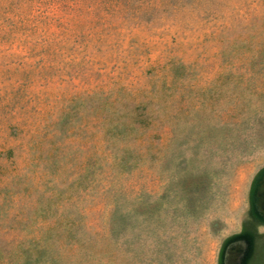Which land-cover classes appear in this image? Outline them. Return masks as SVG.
<instances>
[{
    "label": "rangeland",
    "instance_id": "1",
    "mask_svg": "<svg viewBox=\"0 0 264 264\" xmlns=\"http://www.w3.org/2000/svg\"><path fill=\"white\" fill-rule=\"evenodd\" d=\"M0 264H264V0H0Z\"/></svg>",
    "mask_w": 264,
    "mask_h": 264
}]
</instances>
